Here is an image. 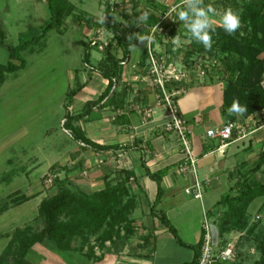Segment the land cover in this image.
Here are the masks:
<instances>
[{
    "label": "rangeland",
    "instance_id": "374dc122",
    "mask_svg": "<svg viewBox=\"0 0 264 264\" xmlns=\"http://www.w3.org/2000/svg\"><path fill=\"white\" fill-rule=\"evenodd\" d=\"M71 1L79 9L95 14L100 19L99 21L104 18L103 0ZM119 1L120 6L125 7L130 17L122 19L120 13L117 12V18L122 19V22L128 26L133 25L137 16L142 14L141 9L144 7V1L139 0L140 3L137 7H133V0ZM160 1L165 2L168 9L165 12H160L161 21L158 26L152 27L150 30L140 28L137 31L138 41L140 39L141 42H138L137 46L132 49L131 54L132 59L137 56L140 59L138 54L141 53V56L147 48V75L142 73L144 68L139 65V60L136 65L127 62L125 68L123 65V70H125L128 80L130 78L138 84L152 81L155 76L150 72L153 58L159 63L160 72L178 76L177 79L172 77L170 81L179 83L180 85L177 87L186 91L197 80L204 83L208 77L212 78L213 75L215 78L219 77L218 73L213 71V63L216 61V57L211 52L194 51L192 55H186V52L191 50V39L185 35L186 30L183 24L178 22L175 11H173L177 7L178 0ZM210 1L218 12L224 10L222 0ZM49 15L47 0H0V24L5 30L6 37L4 39L11 44L19 42L22 32L30 28H39L49 18ZM219 20V16L213 17V26L220 25ZM63 27L64 31L54 28L45 37L36 40L29 48L25 49L22 54L27 60L26 66L7 73L6 80L0 83V203L6 200L10 203V206L0 213V254L17 226L31 224L35 228H41L43 223L39 219V204L44 197L57 191L58 180L67 179L71 184L82 185L87 190V187H84L86 186L85 177L87 173L82 165L83 160L79 157V161L73 162L74 159H72V152L77 150L79 155L83 157L86 148L81 142L75 140L63 126L64 116L68 109L73 111L77 109H75L77 107L75 104L73 107L72 104L67 107L69 104L66 101V92L74 82L77 67L80 68L83 80H89L91 77V72L83 61L84 45L79 42V39L86 42L91 39L107 41L112 33L107 30L102 21L94 28L82 25L76 14L68 16ZM172 29L176 30L175 34L171 33ZM244 31V28H241V32ZM174 38L178 39V44L173 42ZM212 42H214L213 39ZM170 47L182 48V52L179 56L168 61L171 56ZM101 55V51L94 48L92 60L97 61V57H101ZM8 59L9 51L2 43L0 33V62H6ZM132 74L138 75L139 79L129 77ZM143 76L145 77L143 78ZM148 84L156 89L162 101L163 92L158 84ZM173 85L175 86V84ZM84 90L81 93L82 96L78 97L75 102L79 98L86 97L85 95L92 94L89 87ZM83 94L85 95L83 96ZM161 105L166 108L164 104ZM256 118V125L264 122V114H258ZM80 125L85 129V123ZM257 149L258 147L255 151ZM78 163L81 164L80 167L74 168L72 166ZM113 164L107 170L116 168L110 178H114V181L120 180L123 174L122 172L119 173L118 168L121 167L116 165V161H113ZM119 164L122 163L119 162ZM85 168L87 169V167ZM198 176L200 179H204V174L199 170ZM49 177L53 178L51 182L48 181ZM259 177L264 180V173ZM87 182L90 185L91 179H87ZM190 184L192 181L188 183V185ZM126 185L130 195H134L136 200L135 205L130 207L131 210L128 213L132 225L136 228L133 233H126L125 222L120 224V232L117 229L119 223L115 225L113 231H110L108 226H104L98 233L89 235L84 249H81L82 251L60 249L54 241L46 239L31 246L26 254L27 257L36 264H43L45 259H52L63 264H87L89 261L84 255L90 259L100 260L107 255L118 256L127 253L148 252L152 248L153 234L145 231L146 225L144 223L146 220L144 216L150 206L147 200L153 202L156 196L157 184L149 181L144 183V193L147 200L143 191L138 189V176L131 175ZM227 190L228 187L225 183H216L209 188L205 186L203 195L205 193L208 202L204 210L200 198L197 199L192 194L186 193L185 187L177 190L179 195L174 199L186 200V206L189 210L185 219H179L180 230L178 235L183 240L185 238L192 239L189 235L194 230L195 235H200L201 228L202 231L204 230L205 216L210 221L214 220L217 199H220ZM22 194L31 195V197L14 203L13 201L21 197ZM174 199L168 197L162 206L165 207ZM212 201L214 203H211ZM262 201V197L256 198L251 203L249 210L252 215L251 221L257 222L259 225V240L264 241V204ZM258 214L260 215L259 218L257 217ZM212 226L211 224V228ZM170 234L172 235L170 236ZM170 234L168 236L172 238L174 234ZM250 236L247 231L234 230L227 237L235 244V254H238L239 259L238 264H252L260 255L257 248L259 241L253 239L252 236L249 238ZM212 237L216 243L217 235L214 239L213 228ZM162 241L164 243V240ZM82 242H84L83 239L78 238L75 239L73 245L79 247ZM174 245L165 244L158 247L157 259L169 263L168 261L188 257L189 252L186 246L180 247L181 245L178 243H174ZM53 250L55 253L52 256ZM91 250L94 253L90 257Z\"/></svg>",
    "mask_w": 264,
    "mask_h": 264
},
{
    "label": "trees",
    "instance_id": "16d2710c",
    "mask_svg": "<svg viewBox=\"0 0 264 264\" xmlns=\"http://www.w3.org/2000/svg\"><path fill=\"white\" fill-rule=\"evenodd\" d=\"M133 1V7H137L141 0ZM142 1H144V7L141 11L142 14H147V20L141 22L139 20L140 16H137L134 24L128 26L122 22V19H127L130 16L125 7L120 6V1L103 0L104 18L101 21L112 35L109 36L110 38L107 41L91 39L86 42L79 39V42L84 45L83 61L88 70L99 72L108 79V83L96 97L88 98L78 109L74 111L68 109L64 116L63 126L74 139L97 151L133 147L141 150V159L146 168V173L157 182V192L150 205V212L166 225L167 229L176 236L181 244L194 249V256L191 260L166 264H198L205 231H202L197 242L185 241L178 235L176 226L166 214L160 215L158 213V204L164 193L163 177L174 169H178L180 164L184 162L185 157L183 156L176 162L151 170L146 164V154L139 145V140H134L132 143H102L90 138L79 124L80 120L101 117L104 105L109 104L114 109H122L130 103L128 95L133 91V85L124 81L123 86L118 88L123 74V65L130 60L132 49L138 44L137 31L140 28L150 30L152 27L158 26L161 21L160 12H165L168 9L167 4L160 0ZM179 2L181 0L177 1V5H179ZM47 4L50 11L49 18L39 28H30L22 32L19 42L16 44H11L4 39L6 37L5 30L0 24L2 43L9 51V59L6 62H0V83L6 80L7 73L26 66L27 60L22 52L29 48L31 44L45 37L54 28L64 31V22L71 14H76L79 22L90 28H94L101 22L95 14L79 9L71 0H47ZM204 4H211L215 7L210 0H204ZM222 6L223 9L231 8L239 14L241 18L240 28L229 35L220 25H214L215 31L211 33L214 42H212L211 49L206 50L203 44L191 39V50L186 52V55H192L194 51H209L216 57V61L213 63V71L218 73L220 80L223 82V113L228 118L227 120L237 121V115H228L227 109L234 100H238L239 104L246 109L241 115L242 119L246 120L256 117L264 107V86L262 84L264 79V0H222ZM120 7L121 9H119ZM117 12L120 13L122 19L117 18ZM178 22L182 23L179 20ZM241 28H244L245 31L241 32ZM175 31V29H172L171 33L175 34ZM94 48L99 49L102 53L96 62L92 60V50ZM170 52L171 56L168 61L179 56L182 48L170 47ZM147 59L148 50L146 48L139 59V65L144 68L142 71L144 75H147L148 71ZM86 81L82 79L80 68L77 67L74 82L66 92V101L69 104L67 107L75 103L77 95L85 86ZM165 85L170 91L181 89L177 87L180 84L175 81L167 80ZM184 92L185 89L173 95L176 102ZM126 115L125 113H118L114 119L116 121L124 119ZM237 134L238 129L234 128L229 140H232ZM219 143L220 140L216 144L206 145V149L216 147ZM115 169L105 172V185L93 191H88L74 185V183L71 184L67 179L58 180L57 191L44 197L39 204V219L43 223L41 228H35L31 224L17 226L0 254V264H36L26 254L31 246L46 239L54 241L60 249L81 250L84 249L89 235L98 233L104 226H108L107 228L113 231L115 225L119 223L117 229L120 232V224L125 222L126 233H133L136 228L132 225L128 213L131 210L130 207L135 205L136 200L133 197L134 195H130L126 182L131 175L134 177H137V175L133 169L121 167L118 168V171L119 173L122 172L123 176L120 180L114 181V178H110V175ZM262 171H264V148L258 153L254 164L246 171L241 172L227 192L217 201L215 218L211 221L212 225L217 228V242L213 241L216 249H220L226 244L229 239L227 238L228 235L234 230L247 231L253 239L259 241L257 248L260 255L252 264H264V241L259 240V225L257 222L251 221L252 215L249 210L251 203L258 197L263 198L262 202L264 204V180L259 177ZM30 197L31 195L22 194L13 202L19 203ZM125 198L126 200H124ZM9 206L10 203L7 200L2 201L0 203V213ZM78 238L83 239L84 242L76 247L73 242ZM93 253L94 251L91 250L89 256L91 257ZM237 255L229 261L216 259L209 264H238Z\"/></svg>",
    "mask_w": 264,
    "mask_h": 264
},
{
    "label": "crops",
    "instance_id": "0c3cea01",
    "mask_svg": "<svg viewBox=\"0 0 264 264\" xmlns=\"http://www.w3.org/2000/svg\"><path fill=\"white\" fill-rule=\"evenodd\" d=\"M138 42H141L140 39ZM140 54H138L139 57ZM137 57L132 59L131 56L128 63L136 65L139 60ZM97 58L99 59L100 57ZM128 63L124 64V68ZM90 72L91 77L86 81L83 89L79 91L77 98L82 96V91L87 87H89L92 94H83V96L85 95L86 97L82 99L79 98V100L74 103L75 106H77L75 109H78L88 98L96 97L107 86V78L97 71ZM129 77L139 79L138 75L135 74ZM144 77L145 76H143V78ZM208 78L204 83L198 80L195 81V84L187 91L185 90L180 96L177 103L180 113L187 120L186 123L190 129L193 150L198 158V170L204 174V179L202 180H209L205 182L206 188L214 186L216 183H225L229 189L239 174L246 171L254 164L258 157V153L264 148V122L256 125L257 122H255V119L249 118L243 120L241 115H237V122L240 124L244 123L246 129L248 128L246 136H241L238 133L236 137L229 140L221 149H217L218 146L206 149V145L216 144L219 141V138L208 137L207 129L220 126L228 119L223 113V83L219 80L218 76L215 78L213 75L212 78ZM120 81L121 83L118 85V88L123 86L122 83L124 81L130 82L134 87L133 91L128 95L130 103L122 109H114L113 106L109 104L104 105L102 107L101 117L80 120L79 124L85 123L84 130L87 135L102 143H132L134 140H139L138 143L146 154V164L151 170H155L181 159L184 154L176 132L164 128L166 122L170 119V115L167 108L161 105L160 96L156 89L148 84L150 82L138 84V82H134L130 80V78L128 80L125 70H123ZM135 84H137V86H135ZM74 104H72V107ZM118 113H125L127 115L124 119L116 121L114 118ZM256 147H258L257 151H255ZM85 148L83 157L75 150L72 152V159H74L73 162H77L82 158V165L85 169L84 171L87 173L85 177L86 186L84 187H87L88 191L102 188L105 185V179L103 177L105 172L115 164H113V161H116L117 166L131 168L135 171L139 180L138 189L143 191L145 198L144 183L149 181L157 184V182L146 173V168L142 163L140 149L133 147L97 151L88 146H85ZM119 162L122 164H119ZM80 165L81 164L78 163L72 166L75 168L78 166L80 167ZM85 167H87V169ZM262 173L264 172H261L259 175ZM193 177L192 174L180 173L178 169H174L163 177L162 185L164 193L158 204V213L160 215L165 213L178 231L180 230L179 219H185L189 210L186 206V200H176L174 197L176 198L177 195H179V193H177L179 188L186 187L190 181H193ZM87 179H91L90 185L92 186L87 184ZM80 186L83 188L82 185ZM168 197L173 198L174 201L163 207L162 204L166 202ZM200 199L202 209L204 210L208 202L205 193ZM218 200L219 199H217V201ZM147 201L151 205L152 202L149 200ZM211 203H214V201ZM144 219L146 220V223H144L146 225L145 231L153 234L152 248L148 252L141 254L127 253L118 256L107 255L100 260L90 259L87 255L83 254L87 261H89L87 264H153L167 262L157 259L159 255L158 247L165 244L175 246L174 243H178L181 245L180 247H182L183 244L177 240L175 235H173L172 238L168 236L172 232L167 229L166 225L161 222L157 216H154L150 212V206ZM188 226L189 224L186 226L187 229ZM212 228L217 230L215 225H213ZM201 234L202 228L200 230V235H195L194 230L189 235L192 239L185 238V240L188 242H197ZM171 235L172 234H170V236ZM162 240H164V243H162ZM184 246L187 247V251L189 252L188 257L175 261H168L169 263H180L193 258L194 249L188 245ZM54 253L55 251L53 250L52 256ZM43 264L63 263L59 261L56 262L52 259H45Z\"/></svg>",
    "mask_w": 264,
    "mask_h": 264
},
{
    "label": "built area",
    "instance_id": "2783aa9c",
    "mask_svg": "<svg viewBox=\"0 0 264 264\" xmlns=\"http://www.w3.org/2000/svg\"><path fill=\"white\" fill-rule=\"evenodd\" d=\"M152 61L153 63L150 67V72L155 76L153 80L150 81V84L156 83L161 88L163 92V100L161 101L160 98V102L166 106L170 115V119L166 122L164 128L166 130H172L176 132L185 157L184 162L178 167V171L180 173L192 174L194 176L192 184L185 187V192L188 194H192L195 198H202L203 190L206 186L205 182L209 180L207 179L206 181H204L198 176V158L193 150L190 137V129L186 123V119L179 111L178 103L173 98L174 94L179 93L183 89L170 91L166 87L165 81L172 80V77H176L177 79L178 76L161 73L159 70V63L155 61L154 58ZM262 84L264 86V79L262 81ZM260 114H264V107L262 108ZM252 119L257 120L256 117H253ZM234 128L238 129V133L241 136H245L247 134V129L244 124H240L237 121L227 120L220 126L207 129V135L210 138H219L220 143L217 149H221L228 143ZM52 180V177L48 178L49 182H51ZM259 216L260 215L258 214L257 217ZM211 224L212 223L209 218L205 216L203 223L205 231L204 242L202 245L201 256L198 264H209L216 259L229 261L234 259L236 256L235 244L231 240H228L226 244L220 249L214 248Z\"/></svg>",
    "mask_w": 264,
    "mask_h": 264
},
{
    "label": "clouds",
    "instance_id": "9594fccd",
    "mask_svg": "<svg viewBox=\"0 0 264 264\" xmlns=\"http://www.w3.org/2000/svg\"><path fill=\"white\" fill-rule=\"evenodd\" d=\"M173 11L176 12L177 19L182 22L186 30L185 35L189 39L203 44L206 50H210L212 46L211 33L215 31L213 17H220V26L229 35L241 26V18L237 12L231 8L218 12L211 4L205 5L204 0H181V3ZM147 18V14L144 13L139 17V20L145 22ZM173 42L178 44V39L174 38ZM245 111L246 109L239 104L238 100H234L227 109L230 116L233 114L242 115Z\"/></svg>",
    "mask_w": 264,
    "mask_h": 264
},
{
    "label": "water",
    "instance_id": "95a60500",
    "mask_svg": "<svg viewBox=\"0 0 264 264\" xmlns=\"http://www.w3.org/2000/svg\"><path fill=\"white\" fill-rule=\"evenodd\" d=\"M216 235H217V230H215V229L213 228V236H214V239L216 238Z\"/></svg>",
    "mask_w": 264,
    "mask_h": 264
}]
</instances>
